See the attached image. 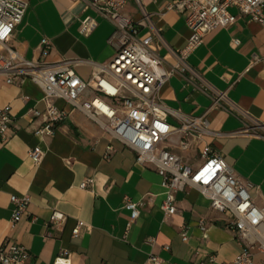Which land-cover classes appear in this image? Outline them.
<instances>
[{
    "label": "crops",
    "instance_id": "obj_1",
    "mask_svg": "<svg viewBox=\"0 0 264 264\" xmlns=\"http://www.w3.org/2000/svg\"><path fill=\"white\" fill-rule=\"evenodd\" d=\"M140 1L162 30L167 46L173 51L184 48L191 34L185 16L165 9L178 0ZM125 13L140 19L134 0H128ZM231 14L237 17L235 24L211 32L188 64L264 126V29L234 8ZM87 17L95 26L83 35L81 22ZM113 32L109 22L80 1L28 0L11 46L25 60H41L39 44L47 38L53 49L46 62L77 61L73 70L87 82L114 56L109 43ZM236 40L238 46L233 44ZM159 56L166 65L173 64L166 49ZM160 95L172 126H178L180 119L206 115L211 134L201 139L199 148L210 145L238 178L252 184L253 202L264 207V140L239 134L244 126L238 117L220 109L208 111L209 99L179 75L170 78ZM42 100V91L31 81L7 85L0 75V107L9 106L12 116L8 139L0 140V245L8 239L24 246L34 264H53L62 250L71 264H147L151 255L169 264H223L241 251L235 234L226 227L227 218L213 211L196 189L177 192V212L165 218L160 209L162 178L154 168L138 165L133 152L63 100H56L55 106L68 114L67 119L53 138L37 139L33 131L41 120L28 111L43 113ZM35 147L45 152L39 166L28 157ZM174 150L191 165L199 162L193 163L197 159L193 149ZM87 180L90 186L82 189ZM12 196L29 200L25 215L15 225L11 224ZM125 198L139 204V217L129 229ZM54 213L64 216L62 224L50 222ZM79 221L86 228L75 238L72 231ZM183 231L187 242L182 241ZM212 256L214 263L209 262ZM255 264H264V257L257 255Z\"/></svg>",
    "mask_w": 264,
    "mask_h": 264
},
{
    "label": "built area",
    "instance_id": "obj_2",
    "mask_svg": "<svg viewBox=\"0 0 264 264\" xmlns=\"http://www.w3.org/2000/svg\"><path fill=\"white\" fill-rule=\"evenodd\" d=\"M109 22L114 32L109 40L115 53L110 62L96 69L87 82L73 70L78 64L73 60L48 63L53 46L43 38L39 44L41 60H25L11 46L14 31L22 22L28 8V0H0V75L7 85L21 86L31 81L43 93L45 111L33 109L28 113L40 119L33 131L42 141L53 138L58 125L68 114L55 106L63 100L72 110L84 114L100 127L112 140L134 153L136 163L150 166L162 178L164 201L160 207L165 218L177 212L175 194L186 189H196L209 202L213 211L223 214L226 227L235 234L241 251L230 262L223 264H255V257H264V207L257 206L249 190L251 183L238 178L224 158L208 144L199 148L201 139L210 133L206 115L180 119L178 126L168 123L169 111L160 95L162 87L174 75H179L210 101L208 109H220L238 117L243 123L239 134L264 140V126L256 122L247 112L231 103L226 92L213 88L188 64L189 57L204 43L205 38L216 29H228L237 17L231 8L264 29V0H178L166 6V11H176L185 16L190 37L184 48L171 50L140 0H134L140 14L138 21L125 13L128 0H74ZM95 26L87 17L81 22V33L88 35ZM141 30L145 33L141 35ZM235 46L239 42L233 41ZM166 49L173 64L166 65L159 53ZM12 124L11 108L0 107V140L7 141V132ZM201 142V143H200ZM174 149L186 152L193 149L196 165L187 163ZM45 152L35 147L28 153L35 166L42 163ZM90 181L81 185L87 189ZM14 211L11 224H17L25 215L28 205L26 196H12ZM123 208L130 213L131 224L139 217V204L124 199ZM64 216L54 213L50 222L62 224ZM86 225L78 222L72 231L80 236ZM205 230L203 226L200 227ZM186 231L182 241L187 242ZM154 240H150L152 243ZM166 250L169 248L166 247ZM214 256L209 258L214 263ZM0 264H34L28 250L11 240L0 245ZM53 264H71L68 253L62 250ZM147 264H169L151 255Z\"/></svg>",
    "mask_w": 264,
    "mask_h": 264
},
{
    "label": "rangeland",
    "instance_id": "obj_3",
    "mask_svg": "<svg viewBox=\"0 0 264 264\" xmlns=\"http://www.w3.org/2000/svg\"><path fill=\"white\" fill-rule=\"evenodd\" d=\"M229 12L231 13V9L229 10ZM197 161H199V158H197L193 163H196Z\"/></svg>",
    "mask_w": 264,
    "mask_h": 264
}]
</instances>
